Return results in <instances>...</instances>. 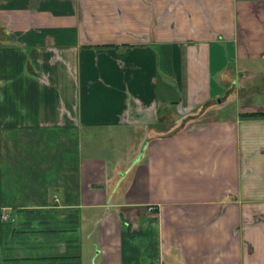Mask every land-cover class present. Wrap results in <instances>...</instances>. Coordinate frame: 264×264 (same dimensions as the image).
<instances>
[{
	"label": "crops",
	"instance_id": "1",
	"mask_svg": "<svg viewBox=\"0 0 264 264\" xmlns=\"http://www.w3.org/2000/svg\"><path fill=\"white\" fill-rule=\"evenodd\" d=\"M262 79L264 0H0V264H264Z\"/></svg>",
	"mask_w": 264,
	"mask_h": 264
},
{
	"label": "rangeland",
	"instance_id": "2",
	"mask_svg": "<svg viewBox=\"0 0 264 264\" xmlns=\"http://www.w3.org/2000/svg\"><path fill=\"white\" fill-rule=\"evenodd\" d=\"M260 82H261V80H259V82H257L256 85H259ZM221 92L223 93V91H221ZM243 93H244V95L241 97L243 100H248V103H254V105H263L264 104V85L262 87H258V88L254 87V89L253 88L252 89L247 88V89H245V91ZM241 107H243V106H240L237 101H235V100L230 101L220 111V114L225 115V116H231V115H234L235 113H237V111H239V109ZM256 109L258 111V109H260V108H256ZM187 118H189V117H187ZM179 123H180V121L176 124V126Z\"/></svg>",
	"mask_w": 264,
	"mask_h": 264
},
{
	"label": "trees",
	"instance_id": "3",
	"mask_svg": "<svg viewBox=\"0 0 264 264\" xmlns=\"http://www.w3.org/2000/svg\"><path fill=\"white\" fill-rule=\"evenodd\" d=\"M257 84V81L254 82V84H249L248 86L246 87H243L241 88L242 90L240 91V95L243 96L244 95V91L245 89H254V87H262L264 85V79L261 80V82L259 83V85H256ZM244 101H247V100H244ZM208 105L205 104L204 106ZM241 117L243 118H249V119H263L264 118V112H247V113H241ZM190 118H187V121L189 120ZM184 124H187V122H185ZM174 130V129H173ZM171 131L169 133H167V135H172L173 133H175L176 131L178 130H175V131Z\"/></svg>",
	"mask_w": 264,
	"mask_h": 264
},
{
	"label": "water",
	"instance_id": "4",
	"mask_svg": "<svg viewBox=\"0 0 264 264\" xmlns=\"http://www.w3.org/2000/svg\"><path fill=\"white\" fill-rule=\"evenodd\" d=\"M187 121V117L186 118H184L175 128H174V130L173 131H175V130H179L181 127H183L184 126V123Z\"/></svg>",
	"mask_w": 264,
	"mask_h": 264
},
{
	"label": "built area",
	"instance_id": "5",
	"mask_svg": "<svg viewBox=\"0 0 264 264\" xmlns=\"http://www.w3.org/2000/svg\"><path fill=\"white\" fill-rule=\"evenodd\" d=\"M150 209H152V207Z\"/></svg>",
	"mask_w": 264,
	"mask_h": 264
},
{
	"label": "flooded vegetation",
	"instance_id": "6",
	"mask_svg": "<svg viewBox=\"0 0 264 264\" xmlns=\"http://www.w3.org/2000/svg\"><path fill=\"white\" fill-rule=\"evenodd\" d=\"M241 90V89H240Z\"/></svg>",
	"mask_w": 264,
	"mask_h": 264
}]
</instances>
